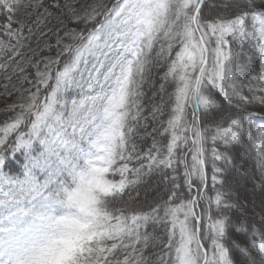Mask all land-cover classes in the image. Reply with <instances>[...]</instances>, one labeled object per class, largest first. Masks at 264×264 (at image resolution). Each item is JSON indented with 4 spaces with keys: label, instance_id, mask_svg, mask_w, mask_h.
I'll return each mask as SVG.
<instances>
[{
    "label": "snow or ice",
    "instance_id": "6c2138e0",
    "mask_svg": "<svg viewBox=\"0 0 264 264\" xmlns=\"http://www.w3.org/2000/svg\"><path fill=\"white\" fill-rule=\"evenodd\" d=\"M0 264H264V0H0Z\"/></svg>",
    "mask_w": 264,
    "mask_h": 264
},
{
    "label": "trees",
    "instance_id": "16d2710c",
    "mask_svg": "<svg viewBox=\"0 0 264 264\" xmlns=\"http://www.w3.org/2000/svg\"><path fill=\"white\" fill-rule=\"evenodd\" d=\"M24 156L23 154H19V159L13 160L12 161V165L9 168L10 172H13L14 169H19L22 165H21V161H23Z\"/></svg>",
    "mask_w": 264,
    "mask_h": 264
},
{
    "label": "rangeland",
    "instance_id": "374dc122",
    "mask_svg": "<svg viewBox=\"0 0 264 264\" xmlns=\"http://www.w3.org/2000/svg\"><path fill=\"white\" fill-rule=\"evenodd\" d=\"M72 95H75V92L74 91L72 92ZM257 115H259V112L258 111H257Z\"/></svg>",
    "mask_w": 264,
    "mask_h": 264
}]
</instances>
